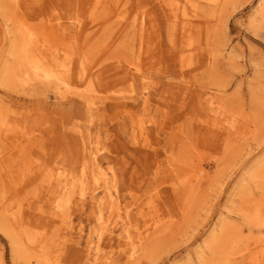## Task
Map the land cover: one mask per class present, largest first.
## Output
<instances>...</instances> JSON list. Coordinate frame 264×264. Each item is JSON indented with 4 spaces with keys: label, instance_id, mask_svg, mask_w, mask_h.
I'll use <instances>...</instances> for the list:
<instances>
[{
    "label": "rangeland",
    "instance_id": "rangeland-1",
    "mask_svg": "<svg viewBox=\"0 0 264 264\" xmlns=\"http://www.w3.org/2000/svg\"><path fill=\"white\" fill-rule=\"evenodd\" d=\"M29 1L22 8L0 0V115L19 122L15 133L5 134V168L11 170L3 178H10V189L18 194L12 207H21L27 237L40 234L52 246L47 243L41 252L21 249L13 257L0 231L1 264H36L31 257L39 252L52 253L57 264L87 260L88 243L98 230L94 209L88 201L82 210L70 203L57 217L49 194V182L54 185L60 176L65 189L72 182L77 195L83 169L79 159L73 164L68 158L69 152L81 156L77 131L89 136L86 141H97L99 160L116 175L119 213L124 217L129 211V221L139 227L134 243L145 240L128 261L118 247L120 230L114 228L108 264H264L262 0H103L93 16L86 8L78 10L74 0L66 6ZM167 5L184 8V16L170 20ZM141 12L145 18L152 15L138 61L145 80L131 88L114 71L137 55L124 50L129 44L137 49L138 41L123 36V28L135 19L130 13ZM15 21L36 26L39 43L56 42L58 24L80 21L86 27L91 39L82 51L93 48L89 64L108 67L91 71L89 83L75 86L79 95L92 96L91 109L78 95L60 99L52 85L24 84L21 78L5 83L4 69L13 60L10 46L17 39ZM106 27L112 30L108 37L102 32ZM180 35L186 39L182 63L170 47ZM75 40H70L72 51L80 44ZM138 124L144 127L141 134ZM88 172V187L99 201L102 189L92 187ZM37 206L41 216L34 223ZM150 210L152 216H145ZM155 222L156 230L150 225L145 236V223ZM19 229L15 241L21 238ZM24 241L30 246L24 238L22 248Z\"/></svg>",
    "mask_w": 264,
    "mask_h": 264
},
{
    "label": "bare ground",
    "instance_id": "bare-ground-1",
    "mask_svg": "<svg viewBox=\"0 0 264 264\" xmlns=\"http://www.w3.org/2000/svg\"><path fill=\"white\" fill-rule=\"evenodd\" d=\"M77 4V8L82 9L86 8L88 14L90 16L95 15L100 12L99 6H102L103 0H74ZM15 6L25 8L30 1L29 0H13ZM264 5V0H262ZM32 4H37V0L31 1ZM52 3L55 6H66L70 4V0H52ZM138 6V3L136 4ZM167 12L169 14L168 18L176 23V19L181 14L184 16V8L180 9L178 5H167ZM141 9V7L139 8ZM67 14L71 16V11L67 10ZM133 19L131 22H128L123 28V36H128L130 38L136 37L138 41L137 49L133 44L127 45L124 50H126L128 54L136 53V56L131 58H125L123 61L125 64H118L115 67V73L120 76L123 82L128 83L129 87H133V85L137 82H142L145 80L141 65L139 64L140 53L143 50L146 31L148 23L152 15H149L148 18H145L143 12L140 15L129 14ZM117 18L119 16L117 15ZM183 24V23H182ZM16 27L15 35L17 37L16 42L11 44L10 52L12 57L11 67L4 69L3 72L5 83L9 85H13L17 79L21 78V81L24 82H32L31 84L35 86V83L40 85H52L55 94L59 96L60 99H67V95L73 94L81 96L84 100V103H87V107L91 109L92 96L88 93H79L76 92V85H84L90 82L91 71H95V73L102 72L108 69L107 66H102V64L94 65L91 67L92 63L89 64V53L92 51V47L87 48L85 51L82 49L85 47L86 42H88L91 38L88 37L87 29L85 26L81 25V22L77 21L75 24L72 23L71 26L62 27L60 24L57 27H61L60 34L56 42L51 43V38H46L40 40L37 34L36 26H28L26 22H18L15 21ZM175 30V28H174ZM190 27L187 32L189 33ZM71 32H75V37L72 38L70 36ZM102 32L106 34L108 37L112 30L110 27H106ZM188 35V34H187ZM186 38V37H185ZM71 39H76L75 41L80 43L77 44L74 48L75 51H72V43ZM80 39H84V44L82 46V42ZM181 41H172L171 42V50L174 52V56L178 58V60L182 63L184 61V45L183 42L186 40L180 35ZM184 40V41H182ZM53 49V51H52ZM119 63V62H117ZM89 64V65H88ZM143 83V82H142ZM146 100L143 101V105H146ZM73 103V101H70ZM207 104H211L207 102ZM18 120L15 118H9L0 115V231L9 239L11 245V254L13 257L16 256V253L21 249H40V252L43 250L44 246L47 245V240L41 235H35L34 237H27V221L23 215V211L21 207H18L17 211H13L12 203L17 198L18 194L14 192V189L10 182V178H3L5 175L7 176L9 169L11 170V166L5 168L6 159L8 157L7 153L3 149L5 141V134L12 132L15 133L17 128L15 125L18 124ZM10 127L12 129H10ZM137 129L140 134L143 132L144 127L142 124L137 125ZM77 142L80 146L79 157L77 155H72L69 152V156L72 163L74 164L77 159L80 160L82 166V174L79 178V188L76 197H73L76 192L73 189L72 182L67 183L69 187L67 190L65 189L66 183L65 181L60 180V176L54 179V185L52 182H49L50 187H53L49 194H53L50 196L51 208L55 216L58 217V214L61 213V209H65V206H69L70 203H75L76 207L79 210H82L88 201L89 207L94 209V213L97 216L98 222V230L94 231L93 235L95 238L90 240L87 246V260L83 262L84 264H108L111 261L112 254V246L109 243L112 239V230L116 227L119 228L121 236L118 240V247L123 250L126 255V259L128 261H133L137 252H141L142 247L144 246L145 240L134 243L133 241V231H135L136 237L139 238L140 230L139 227L132 225V223L128 219V212L126 211L125 216L122 217L119 213L118 208V195L117 191L114 188L113 181L115 180V172L110 168L105 169L99 160V150L97 149V141L87 140L89 138L88 135H83L80 131H77ZM55 141V139H54ZM64 142L65 147L69 149V144L64 140H60ZM25 151V145L23 148L20 147L18 152ZM89 171L88 176L92 179V187L101 188L102 189V198L101 200H95L93 196L94 189L88 187L87 175L84 173ZM9 177V176H8ZM68 181V179H67ZM64 183V184H63ZM59 187H62L61 190L57 191ZM37 215L32 216L34 219V223L38 222L41 216V209L37 206ZM104 211H106L107 215H105ZM138 215L142 216L140 211L137 212ZM145 216H152L151 210ZM30 219L29 216H26ZM153 231L156 230L157 222L154 224L145 223V236H149L151 234L152 228ZM17 226H19V233L21 234V238L18 241H15L14 235H17V239L19 237ZM153 233V232H152ZM152 236V235H151ZM150 236V237H151ZM230 237V234H227ZM26 239L30 246H27L26 242L25 247L22 248V240ZM148 239V238H147ZM69 241V240H65ZM107 241V242H106ZM105 243V246L103 244ZM48 246H52L48 243ZM109 249V251L105 252L104 248ZM32 256L36 264H57V259L53 254L48 253L45 256ZM45 253V252H44ZM88 256H90L88 258ZM31 258H27L29 261ZM12 261L15 262L14 258ZM1 264V259H0Z\"/></svg>",
    "mask_w": 264,
    "mask_h": 264
}]
</instances>
